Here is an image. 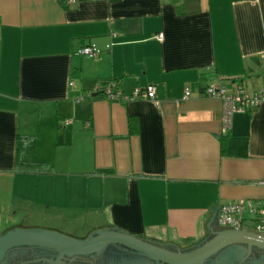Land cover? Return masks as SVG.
I'll list each match as a JSON object with an SVG mask.
<instances>
[{
	"label": "crops",
	"instance_id": "1",
	"mask_svg": "<svg viewBox=\"0 0 264 264\" xmlns=\"http://www.w3.org/2000/svg\"><path fill=\"white\" fill-rule=\"evenodd\" d=\"M110 81L157 101L107 98ZM211 82L264 86V0H0V236L189 249L223 229L222 204L264 200V103L223 131Z\"/></svg>",
	"mask_w": 264,
	"mask_h": 264
},
{
	"label": "water",
	"instance_id": "2",
	"mask_svg": "<svg viewBox=\"0 0 264 264\" xmlns=\"http://www.w3.org/2000/svg\"><path fill=\"white\" fill-rule=\"evenodd\" d=\"M246 226L250 227L251 222L246 221ZM23 244L54 247L59 258L64 254L99 251L108 244H122L167 264H196L230 244H245L264 250V236L249 229L223 228L213 232L194 247H173L174 250H170L159 242L144 240L114 229L96 231L85 239H76L52 231L14 229L0 236V262L8 248Z\"/></svg>",
	"mask_w": 264,
	"mask_h": 264
},
{
	"label": "built area",
	"instance_id": "3",
	"mask_svg": "<svg viewBox=\"0 0 264 264\" xmlns=\"http://www.w3.org/2000/svg\"><path fill=\"white\" fill-rule=\"evenodd\" d=\"M74 2V0H69ZM162 38V33L157 35ZM80 54L95 57L99 50L93 46L81 47ZM100 92L107 98L123 97L131 101L134 99H147L156 102V89L154 85L144 88H136L128 96H122L121 92L115 88L113 81L101 87ZM205 95L218 98L223 104V131H227L231 126V118L234 113L249 111L264 103V86L257 92L249 93L241 85H237L228 93L221 82H211L204 87ZM188 90H185L184 97H187ZM246 214L250 218L246 217ZM217 221L224 229H249L250 231L264 236V200H241L237 202L225 203L219 206ZM246 221L251 222V226H246Z\"/></svg>",
	"mask_w": 264,
	"mask_h": 264
},
{
	"label": "flooded vegetation",
	"instance_id": "4",
	"mask_svg": "<svg viewBox=\"0 0 264 264\" xmlns=\"http://www.w3.org/2000/svg\"><path fill=\"white\" fill-rule=\"evenodd\" d=\"M168 249L174 250L172 246ZM0 264H167L122 244H108L86 254L58 257L54 247L23 244L8 248ZM196 264H264V250L245 244H230Z\"/></svg>",
	"mask_w": 264,
	"mask_h": 264
},
{
	"label": "trees",
	"instance_id": "5",
	"mask_svg": "<svg viewBox=\"0 0 264 264\" xmlns=\"http://www.w3.org/2000/svg\"><path fill=\"white\" fill-rule=\"evenodd\" d=\"M41 164L35 162L18 161L16 170L20 172H44Z\"/></svg>",
	"mask_w": 264,
	"mask_h": 264
},
{
	"label": "rangeland",
	"instance_id": "6",
	"mask_svg": "<svg viewBox=\"0 0 264 264\" xmlns=\"http://www.w3.org/2000/svg\"><path fill=\"white\" fill-rule=\"evenodd\" d=\"M22 149H23V147H22ZM26 224V223H25ZM89 237V236H88Z\"/></svg>",
	"mask_w": 264,
	"mask_h": 264
}]
</instances>
